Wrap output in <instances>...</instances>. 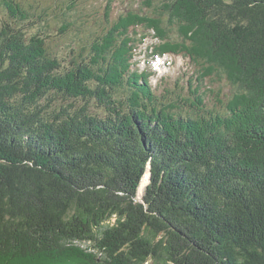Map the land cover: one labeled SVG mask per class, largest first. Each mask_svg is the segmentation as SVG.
Returning <instances> with one entry per match:
<instances>
[{
	"label": "trees",
	"instance_id": "obj_1",
	"mask_svg": "<svg viewBox=\"0 0 264 264\" xmlns=\"http://www.w3.org/2000/svg\"><path fill=\"white\" fill-rule=\"evenodd\" d=\"M141 4L57 53L72 1L0 0V264H264V0ZM149 32L191 97L132 70Z\"/></svg>",
	"mask_w": 264,
	"mask_h": 264
},
{
	"label": "rangeland",
	"instance_id": "obj_2",
	"mask_svg": "<svg viewBox=\"0 0 264 264\" xmlns=\"http://www.w3.org/2000/svg\"><path fill=\"white\" fill-rule=\"evenodd\" d=\"M71 1L72 4L76 5V14L70 16V19L75 22V17H78L72 27H78L72 28L73 31H70L71 34L67 39L58 38L56 30L61 21H50L53 28L48 30L51 36L49 44L52 51L57 53L64 52L68 45L75 46L74 42L84 44L88 38H91V35L97 33L104 24L103 13L108 3L111 4L112 8L109 21H115L120 15H124L130 10H137L142 5V0H69V2ZM30 30L31 32L45 31L44 27ZM136 32L140 35L144 33L141 28L137 29ZM157 43V39L152 37V32H149L146 39L135 50L132 70L149 73L150 85L157 95L171 96L176 100V97H180V99L191 97L188 82L192 79L191 88L196 85L193 81L197 73L196 67L187 58L181 56L165 55L163 58L152 56V48ZM201 92H204L206 104L210 109L215 108L221 111L217 106L214 95L220 92L219 98L224 101L232 93V90L225 80L219 82L217 79L211 78L203 82ZM178 103L184 108L181 101ZM142 194L138 195L137 193V197L140 198Z\"/></svg>",
	"mask_w": 264,
	"mask_h": 264
},
{
	"label": "bare ground",
	"instance_id": "obj_3",
	"mask_svg": "<svg viewBox=\"0 0 264 264\" xmlns=\"http://www.w3.org/2000/svg\"><path fill=\"white\" fill-rule=\"evenodd\" d=\"M147 184V179L144 178L139 186V189H138V195H141L143 190H144V186Z\"/></svg>",
	"mask_w": 264,
	"mask_h": 264
},
{
	"label": "water",
	"instance_id": "obj_4",
	"mask_svg": "<svg viewBox=\"0 0 264 264\" xmlns=\"http://www.w3.org/2000/svg\"><path fill=\"white\" fill-rule=\"evenodd\" d=\"M146 174H147V183H148V181H149V174H150V173H149V171H147V173H146ZM146 174H144V176H145ZM144 176H143V177H144ZM138 200H141V199H140V198H138ZM141 201H142V200H141Z\"/></svg>",
	"mask_w": 264,
	"mask_h": 264
}]
</instances>
